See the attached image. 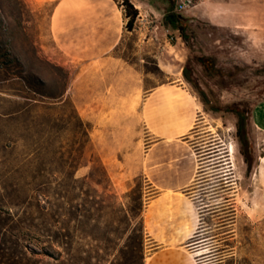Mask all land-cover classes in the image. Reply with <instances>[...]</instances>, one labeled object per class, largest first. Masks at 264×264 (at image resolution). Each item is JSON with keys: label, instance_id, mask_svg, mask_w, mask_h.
I'll return each mask as SVG.
<instances>
[{"label": "rangeland", "instance_id": "obj_1", "mask_svg": "<svg viewBox=\"0 0 264 264\" xmlns=\"http://www.w3.org/2000/svg\"><path fill=\"white\" fill-rule=\"evenodd\" d=\"M56 1L0 0V47L10 54L0 62V223H37L33 189H70L71 224L84 221L88 231L76 232L79 264H143L157 241L142 210L175 170L178 187L165 198L196 204L199 223L185 243L195 263L264 264V134L249 125L264 100V0H194L182 12L167 0L168 12L147 22L137 16L131 31L124 15L122 37L103 57L87 56L72 37L61 46L51 28ZM176 83L189 101L154 105L152 126L146 94ZM92 98L102 99L93 121ZM178 110H189L192 127L165 137L163 116ZM234 111L246 116L244 132ZM216 139L225 155L219 167L202 154Z\"/></svg>", "mask_w": 264, "mask_h": 264}, {"label": "crops", "instance_id": "obj_2", "mask_svg": "<svg viewBox=\"0 0 264 264\" xmlns=\"http://www.w3.org/2000/svg\"><path fill=\"white\" fill-rule=\"evenodd\" d=\"M67 1L70 5L74 3L68 9L65 8ZM120 2L122 0H57L51 13L52 34L61 46L65 44V37H72L77 41L76 46L84 47L87 50V56L103 57L118 45L122 37L123 26L120 25V18L125 13L122 5L118 6ZM129 2L138 10L137 21L145 20L147 22V15H163L168 12L167 0H129ZM66 15L67 17H65ZM169 18L174 20L175 24L178 22L173 15H169ZM62 22H67L70 25L68 31L65 32L61 29ZM124 24L126 27V22ZM190 96L181 83L158 86L150 90L146 94L143 104L152 126H159L157 120L152 116L154 105L171 106L178 101L186 103ZM101 102L102 99L92 98L90 103L91 121L94 120L92 117L94 106H102ZM88 111L89 108H86L87 118H89ZM188 116L189 110H185L184 114L178 110L168 119L163 116L164 122L161 125L166 128L163 135L165 137L183 135L192 127V121L188 119ZM249 125L253 131L264 134V100L252 107ZM174 159H180V157ZM165 174L164 182L155 184L156 196L142 210L144 230L150 239L157 241V247L144 258L143 264H196L192 254L185 248V243L191 238L190 236L198 224L199 212L192 197L188 199L172 197L171 201L165 198V196L169 197L168 191H174L178 187L175 170ZM193 176V174L189 175L187 181H192ZM185 184H181V186ZM168 208L174 209L171 217Z\"/></svg>", "mask_w": 264, "mask_h": 264}, {"label": "trees", "instance_id": "obj_3", "mask_svg": "<svg viewBox=\"0 0 264 264\" xmlns=\"http://www.w3.org/2000/svg\"><path fill=\"white\" fill-rule=\"evenodd\" d=\"M126 21V29L131 31L138 16V10L129 2L122 0ZM171 26H175L174 20L170 19ZM10 54L7 49L0 47V62L5 63ZM2 64V63H0ZM184 78L191 82L187 67H183ZM238 119L237 130L245 131L246 116L241 111H234ZM37 203L36 213L40 221L25 222L23 220L10 218L7 227L0 223V264H45L36 255H42L57 261L58 264H79L83 259L75 250L76 232L87 235L86 222L80 221L82 228L78 229L71 222L76 219L73 211L70 189H60L52 195L47 189L38 187L31 193ZM44 197L46 205L40 204V198ZM85 216V215H83ZM85 224V225H84ZM27 229L34 237L21 236L23 230Z\"/></svg>", "mask_w": 264, "mask_h": 264}, {"label": "flooded vegetation", "instance_id": "obj_4", "mask_svg": "<svg viewBox=\"0 0 264 264\" xmlns=\"http://www.w3.org/2000/svg\"><path fill=\"white\" fill-rule=\"evenodd\" d=\"M203 156L205 159H208L210 158L209 160H218L216 163H215V166L216 167H219L221 165L224 164V157L225 155H223L222 151H221V148L219 147V145L217 144H214V143H209L205 149H203ZM221 156V157H220ZM223 156V157H222ZM228 175V174H227ZM225 175V176H227ZM226 179H228L226 177ZM229 186V185H228ZM228 189L230 190L231 187H228Z\"/></svg>", "mask_w": 264, "mask_h": 264}, {"label": "built area", "instance_id": "obj_5", "mask_svg": "<svg viewBox=\"0 0 264 264\" xmlns=\"http://www.w3.org/2000/svg\"><path fill=\"white\" fill-rule=\"evenodd\" d=\"M194 4V0H175V11L182 12Z\"/></svg>", "mask_w": 264, "mask_h": 264}, {"label": "bare ground", "instance_id": "obj_6", "mask_svg": "<svg viewBox=\"0 0 264 264\" xmlns=\"http://www.w3.org/2000/svg\"><path fill=\"white\" fill-rule=\"evenodd\" d=\"M215 144H217V145H219V147L221 148V146L222 145H220V142L219 141H217V139L215 140ZM229 151H233V146L232 145H230V150ZM221 157V156H220ZM223 157V156H222ZM233 163V162H232ZM230 166V165H229ZM231 169V168H230ZM229 173V172H228ZM227 173V174H228ZM226 174V175H227ZM224 178V177H223ZM230 180V179H229ZM231 184L233 185L234 183H232V181H231ZM199 223V222H198ZM204 229V228H203ZM190 237H192V236H190Z\"/></svg>", "mask_w": 264, "mask_h": 264}]
</instances>
